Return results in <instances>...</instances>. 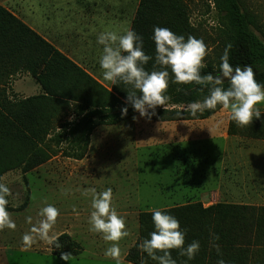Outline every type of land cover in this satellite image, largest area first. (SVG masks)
I'll use <instances>...</instances> for the list:
<instances>
[{"label":"trees","instance_id":"1","mask_svg":"<svg viewBox=\"0 0 264 264\" xmlns=\"http://www.w3.org/2000/svg\"><path fill=\"white\" fill-rule=\"evenodd\" d=\"M212 2L219 16L225 44L217 59L204 58L206 67L201 74H218L220 57L230 43L229 63L234 68L251 66L257 82L264 84V41L251 31L250 21L237 0ZM154 27L168 28L185 39L188 36L201 39L189 23L188 9L183 0H139L130 29L143 38L145 53L153 57L145 65L147 71L162 70L154 59ZM19 71L28 72L40 86L42 94L24 100L9 99L6 86ZM169 73L166 94L170 100L164 106H157L155 115L149 121H203L223 108L218 105L214 110L192 116L189 105L202 101L209 94V88L195 83H174L170 69ZM130 90L131 86L120 82L106 89L80 66L0 8V180L3 175L15 170H21L25 175L46 164L58 153L67 159L82 160L90 136L97 128L115 126L136 116L137 112L125 103ZM124 107L128 108L126 115L121 112ZM69 117L72 119L68 120ZM227 135L264 140V114L247 126H239L230 119ZM62 142L67 143L64 149L60 148ZM7 210L16 211L8 206ZM161 211L175 216L181 228L187 230L186 245L193 240L200 242V251L192 260L179 255L176 249L170 250L176 264H217L221 259L225 264H264L262 220L253 219L249 208L226 204L203 208L195 203ZM151 212L138 214V239L125 255L127 264H159L158 260L138 247L154 230ZM253 226V239L247 241L244 236L252 233ZM210 232L219 236L216 241L220 246L219 254L210 246ZM58 237L61 248L54 249L51 255L60 257L63 252L76 257L81 254L80 246L69 235L64 233Z\"/></svg>","mask_w":264,"mask_h":264},{"label":"rangeland","instance_id":"2","mask_svg":"<svg viewBox=\"0 0 264 264\" xmlns=\"http://www.w3.org/2000/svg\"><path fill=\"white\" fill-rule=\"evenodd\" d=\"M237 1L250 21L253 34L264 41V0ZM183 2L188 9L189 23L208 47L205 58L217 59L223 51L225 39L212 0ZM130 9L132 3L126 4V12ZM85 67L93 76H103L100 65ZM221 116L199 123L202 128H196L205 132L214 129L216 138L186 141L181 136L187 131L182 128V121L153 122L140 118L137 113L134 116L136 119L97 128L90 136L85 157L80 161L67 159L58 153L49 162L25 175L21 170L3 175L0 183L7 184L12 193L8 207L16 209L9 212L16 228L0 229V264H127L124 257L138 239V214L154 210L145 207L150 204V191L172 189L181 176L180 160H154V156L246 151L244 146L240 145L239 149L222 138L225 129L222 127L224 116ZM189 130L193 135L196 133L195 129ZM66 146L67 143L62 142L60 148ZM227 162L223 177L228 175ZM92 188L97 192L111 188L113 206L118 215L125 218L129 235L118 242L121 250L118 260L104 255L114 242L90 231ZM47 204L55 206L60 213L54 234L69 235L81 248V254L73 256L71 262L51 255L47 242L38 237L31 244L23 240L31 227L42 219L38 212ZM27 217L32 218L31 224L27 222Z\"/></svg>","mask_w":264,"mask_h":264},{"label":"clouds","instance_id":"3","mask_svg":"<svg viewBox=\"0 0 264 264\" xmlns=\"http://www.w3.org/2000/svg\"><path fill=\"white\" fill-rule=\"evenodd\" d=\"M152 40L155 44V64L162 70L147 71L145 65L153 57L146 54L143 48V38L129 29L122 34L117 31H105L97 36V44L102 46L99 65L103 70V79L117 85L118 82L131 86L125 103L139 114L140 118L150 120L155 115L157 106H164L170 97L166 94L169 86V69L173 74V82L179 84L201 85L209 88V94L202 101L189 105L192 116L205 110H214L218 105L230 110V119L239 126L250 125L254 119H261L262 111L257 105L264 102V84L257 82L251 66L233 67L229 63V50L232 45H226L220 57L218 74H201L206 67L204 58L208 55L207 45L201 39L188 36L185 39L168 28L154 27ZM227 82V87H225ZM139 93V95H137ZM127 107L121 109L126 115ZM136 119V117H133ZM92 193L91 211L89 216L90 231L103 235L106 241L114 242L105 250L104 255L119 259L121 250L118 242L129 235L126 221L118 215L113 206L111 188ZM10 188L0 183V229H15L16 224L7 210ZM75 211V209H74ZM38 215L42 217L23 237L26 244H31L36 237L47 242L51 252L61 248L59 237L54 234V226L59 210L52 204L42 207ZM154 230L149 238L138 245L142 252L158 260L159 264H176L171 251L176 249L179 255L192 260L200 251V242L193 240L185 244L186 229H182L179 220L165 211L154 209L151 212ZM31 224L32 218L27 217ZM219 236L210 232V246L220 253L216 241ZM160 252L162 255H157ZM60 259L71 262V253H61ZM217 264H225L218 260Z\"/></svg>","mask_w":264,"mask_h":264},{"label":"crops","instance_id":"4","mask_svg":"<svg viewBox=\"0 0 264 264\" xmlns=\"http://www.w3.org/2000/svg\"><path fill=\"white\" fill-rule=\"evenodd\" d=\"M130 3L132 9L126 12V4ZM138 3L139 0H0V8L110 89L111 82L105 81L103 76H93L85 66L99 65L102 46L96 41L100 33L117 31L122 34L130 29ZM14 76L6 86L9 99L24 100L42 94L40 86L28 72L19 71ZM257 107L264 111V102ZM221 115L224 116L222 127L225 129L222 138L235 147L244 146L246 151L154 156V160H180L181 176L172 189L151 190L150 204L145 207L162 210L195 203L203 208L216 204L247 207L253 219L262 220L261 227L264 229V211H261L264 210V140L228 136L230 110L224 108L207 120L182 121V128L187 131L181 136L186 141L200 138L213 140L217 132L214 129L201 131L199 123L221 118ZM189 128L195 129L196 133L193 135ZM226 161L228 175L223 177ZM252 230L244 236L247 241L253 239L255 226Z\"/></svg>","mask_w":264,"mask_h":264}]
</instances>
